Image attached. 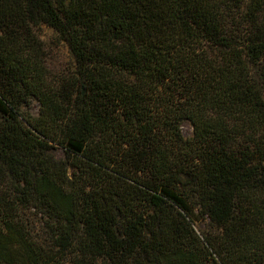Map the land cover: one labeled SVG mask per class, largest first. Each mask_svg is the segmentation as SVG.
Returning a JSON list of instances; mask_svg holds the SVG:
<instances>
[{
	"label": "trees",
	"instance_id": "1",
	"mask_svg": "<svg viewBox=\"0 0 264 264\" xmlns=\"http://www.w3.org/2000/svg\"><path fill=\"white\" fill-rule=\"evenodd\" d=\"M0 264H264V0H0Z\"/></svg>",
	"mask_w": 264,
	"mask_h": 264
},
{
	"label": "rangeland",
	"instance_id": "2",
	"mask_svg": "<svg viewBox=\"0 0 264 264\" xmlns=\"http://www.w3.org/2000/svg\"><path fill=\"white\" fill-rule=\"evenodd\" d=\"M40 34H41L42 40L52 47V51H50V58L52 59L53 64L51 66L57 69V68H61L63 65L68 63L69 57H68V53L66 49L61 46L57 47V46L52 45V42L57 43L53 32L47 28H43ZM32 111L35 115L37 114L38 105L36 103L34 104ZM182 134L187 139L192 137L193 130H192L191 125L188 122H185L182 125Z\"/></svg>",
	"mask_w": 264,
	"mask_h": 264
}]
</instances>
